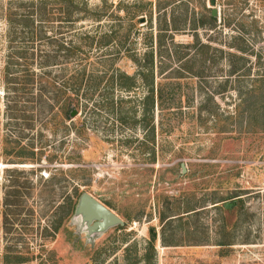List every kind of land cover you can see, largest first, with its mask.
Returning a JSON list of instances; mask_svg holds the SVG:
<instances>
[{
  "label": "rangeland",
  "instance_id": "rangeland-1",
  "mask_svg": "<svg viewBox=\"0 0 264 264\" xmlns=\"http://www.w3.org/2000/svg\"><path fill=\"white\" fill-rule=\"evenodd\" d=\"M76 1L0 0V264H264V0ZM81 190L123 220L91 245Z\"/></svg>",
  "mask_w": 264,
  "mask_h": 264
},
{
  "label": "trees",
  "instance_id": "trees-1",
  "mask_svg": "<svg viewBox=\"0 0 264 264\" xmlns=\"http://www.w3.org/2000/svg\"><path fill=\"white\" fill-rule=\"evenodd\" d=\"M70 3L73 4L74 6V11H79L80 9H84L85 7V4L84 3H79L78 1L76 0H68ZM78 3L80 4V6H78ZM28 9H30V11H36L39 9V3L37 2H32L30 4H28ZM40 11V10H38ZM66 12H68V10H66ZM23 19V18H22ZM25 19V18H24ZM138 19V18H137ZM106 34H103L102 36H105ZM110 37H107V39L103 40L102 43H106L108 40H109ZM59 48L61 49H64L66 51H68V53L70 52H73L75 49H77L78 47H80L79 45H66L64 44L63 42H60L58 44ZM11 64L12 62L10 60H8ZM6 61L5 64H4V67L6 68L10 63ZM51 62H46V61H42V62H38V66L36 67H40V73L41 74H45V73H48L50 72V69L47 68V65H49ZM24 73L26 75V82L29 83L30 79L33 80L34 78V74H36V76H38V78L41 76V74L39 73L38 70H34L32 64H30L29 62H24ZM47 68V69H46ZM84 69H80V70H77L75 73L73 72L71 74V78L74 80V82L72 83L73 85L70 86L73 88L74 92L73 93H68V91H66V89L64 87H56V85L52 84V90L54 91V96H56V100L59 101V108H60V111L65 114V116L67 115V113L69 112V110L72 108V107H76L77 104H78V89L79 87L81 86V80L82 78L84 77L83 75V71ZM4 73H7L6 70H4ZM120 75V74H119ZM120 78V76H119ZM32 82V81H31ZM131 84L129 83H126L125 87H129ZM151 93V92H150ZM41 94V93H39ZM30 153H32V151H29ZM28 152V153H29ZM19 155H21L23 152L22 150H18L17 152ZM76 199V198H75ZM72 203L71 200H68V205H70V208L72 206ZM68 208V207H67ZM191 208H186L184 209L185 211H188L190 210ZM66 213V212H65ZM123 224V223H122ZM118 225H121V224H118ZM149 237H148V241H147V247L149 248V254H145L146 257L149 259L153 253V250H152V243H153V239H154V230L152 227L149 228ZM230 242L225 240L223 242H220L219 244H222V245H228ZM11 261H13L14 263H18L19 261L23 260L24 258H26V256H23L22 254H19V253H12L11 254ZM5 264H6V261H5Z\"/></svg>",
  "mask_w": 264,
  "mask_h": 264
},
{
  "label": "water",
  "instance_id": "water-1",
  "mask_svg": "<svg viewBox=\"0 0 264 264\" xmlns=\"http://www.w3.org/2000/svg\"><path fill=\"white\" fill-rule=\"evenodd\" d=\"M210 2L212 3L213 0H210ZM211 13H215L214 7H212ZM75 112L76 107H72L68 115L72 116ZM180 165L182 167V163ZM233 203L234 200H229L223 202V206L228 207ZM102 215H105V217L102 218ZM100 218H102V221L98 222L97 220ZM69 220L77 223V231H84L85 238L90 240L93 239L92 234L97 235L111 225L123 223V220L117 214L84 190H81L76 196ZM84 227L87 229H84Z\"/></svg>",
  "mask_w": 264,
  "mask_h": 264
},
{
  "label": "flooded vegetation",
  "instance_id": "flooded-vegetation-1",
  "mask_svg": "<svg viewBox=\"0 0 264 264\" xmlns=\"http://www.w3.org/2000/svg\"><path fill=\"white\" fill-rule=\"evenodd\" d=\"M209 2H210V0H209ZM213 3H214V0H213L212 3L210 2V4L212 5V6H211V9L209 10V13H210L211 16H214V15L216 14V9H215V13H214V14L211 13L212 7H214ZM214 8H215V7H214ZM201 26H204V28H201L202 30L207 29L206 27H207V26H210V28H208L207 30H208V31H212V29H211V26H212V25H211L210 23H204V22H203V23H201ZM212 28H214V27L212 26ZM207 34H208V33H207ZM206 60H209V57H207ZM74 203H75V200H74V202L72 203V206H71V208H70V209H71L70 213H71L72 210H73ZM67 218H68V216H67ZM67 218H66V220H67ZM65 225H67L66 222H65ZM117 225H118V224H117ZM72 227H73V229H72V233L74 234L75 237H80V236H82L84 242H86L87 245H91L92 240H93V239L95 238V236H96L95 234H92V238H93V239L90 240V239L85 238L84 231H80V232L77 231V230H78V224H77V223H75V222L72 223ZM105 230H106V229H105Z\"/></svg>",
  "mask_w": 264,
  "mask_h": 264
},
{
  "label": "bare ground",
  "instance_id": "bare-ground-1",
  "mask_svg": "<svg viewBox=\"0 0 264 264\" xmlns=\"http://www.w3.org/2000/svg\"><path fill=\"white\" fill-rule=\"evenodd\" d=\"M102 216H104V217H105V215H102Z\"/></svg>",
  "mask_w": 264,
  "mask_h": 264
}]
</instances>
